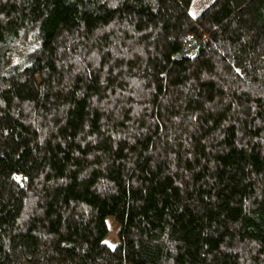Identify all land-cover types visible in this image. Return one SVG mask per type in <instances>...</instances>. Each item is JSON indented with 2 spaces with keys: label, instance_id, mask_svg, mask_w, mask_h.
Listing matches in <instances>:
<instances>
[{
  "label": "trees",
  "instance_id": "16d2710c",
  "mask_svg": "<svg viewBox=\"0 0 264 264\" xmlns=\"http://www.w3.org/2000/svg\"><path fill=\"white\" fill-rule=\"evenodd\" d=\"M0 264H264V0H0Z\"/></svg>",
  "mask_w": 264,
  "mask_h": 264
},
{
  "label": "rangeland",
  "instance_id": "374dc122",
  "mask_svg": "<svg viewBox=\"0 0 264 264\" xmlns=\"http://www.w3.org/2000/svg\"><path fill=\"white\" fill-rule=\"evenodd\" d=\"M106 221L108 224V233L105 236L104 240L111 246H114L119 241V228L120 224L117 223L114 216L109 215L106 217Z\"/></svg>",
  "mask_w": 264,
  "mask_h": 264
}]
</instances>
